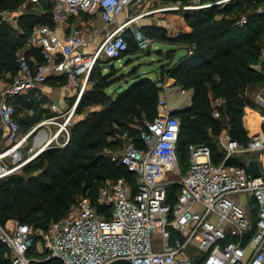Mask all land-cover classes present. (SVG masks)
Segmentation results:
<instances>
[{"label": "built area", "instance_id": "1", "mask_svg": "<svg viewBox=\"0 0 264 264\" xmlns=\"http://www.w3.org/2000/svg\"><path fill=\"white\" fill-rule=\"evenodd\" d=\"M28 1L32 6H40L45 0ZM142 1H51L48 12L53 26L37 24L27 38L28 46L42 50L44 62L32 67L20 55L17 73L7 82H0V179L21 172L63 131L68 134L62 144L66 146L70 139L67 128L93 68L100 59H122L128 49L126 30L148 13L115 24L118 17ZM205 7L208 6L184 5L183 8ZM179 8L175 5L164 10ZM259 11H264V5ZM79 15H97L104 28L115 26L90 50L92 38L100 33L97 26L65 30L71 18ZM132 31L140 49L152 48L154 39L140 30ZM263 65L264 47L252 67L261 71ZM52 75L65 77V89L73 91L74 102L64 110L57 103L51 105L54 116L45 123H57L60 117L64 121L57 123L56 134L32 153L29 137L20 129L17 98L44 85ZM254 100L264 109L263 95H257ZM220 104L218 101L212 104L215 119L221 116ZM158 105L159 113L141 131L144 147L131 142L122 154L111 158L134 174V188L125 178L107 184L96 203L78 202L46 230L15 220L0 225V243L11 253L10 264H32L35 259L28 253L35 248L39 237L48 253L47 259L62 264H264V122L260 123V131L248 136L245 145L227 132L222 133L218 137L224 152L220 162L212 160L208 146L189 145L190 157L181 174L177 156L181 122L172 114L166 99L160 98ZM243 154L248 156L237 161ZM253 159L259 161L258 177H253L248 169ZM176 175L181 178L174 179ZM176 184L180 190L170 201L169 186ZM239 195L246 196V203L235 198Z\"/></svg>", "mask_w": 264, "mask_h": 264}, {"label": "trees", "instance_id": "2", "mask_svg": "<svg viewBox=\"0 0 264 264\" xmlns=\"http://www.w3.org/2000/svg\"><path fill=\"white\" fill-rule=\"evenodd\" d=\"M24 1L26 0H0V9L15 8ZM158 1L180 3L182 6L189 3V0ZM252 1L255 4L258 2ZM261 1L264 5V0ZM239 5L240 3L230 4L221 11L217 6L184 10L183 17L191 31L180 33L175 37L168 36L163 29L154 26L139 28L146 37L185 47L186 53L170 69L168 75L175 79L176 84L194 92L190 106L173 113L181 122L177 156L186 163L190 157L191 144L208 146L214 154L212 155L214 162L221 161V155L217 150L220 146L213 143L209 133L215 138L223 129H227L232 139L243 145L248 142L249 137L242 116L245 105L251 103L245 94L247 89L255 84L264 83V69L257 71L252 67L258 62L261 49L264 47V40L260 38L264 36V11H259L263 5L250 6L246 23L238 26H234L233 20L228 21L225 17L217 19L218 14H228ZM50 7L51 2L42 13L31 12L23 15L19 20L22 32L17 34L7 25L0 23V80H4L6 76L8 78L6 80H10L17 73L20 55H24L32 67L44 62L42 50L28 46L27 38L32 28L40 22L49 19L50 23L40 24L53 26L52 17L48 12ZM129 35L131 37H128ZM125 39L128 49L123 57L129 51V40L140 49L129 29L126 30ZM189 49L192 50L191 53ZM172 51L173 54L176 52V50ZM155 52L162 54L161 49ZM104 61L111 63L113 60L100 59L90 77L95 73L96 67H102ZM49 81L54 87L66 83L64 76L52 75L45 84ZM108 87L109 85L105 83L104 88ZM162 89L158 83L148 77L136 76L125 89L116 94V97L109 95L104 96L100 101L95 100L97 103H107V107L99 112L89 113L77 122L71 128V136L66 146L45 150L21 172L0 179V225H5L6 222L14 219L21 224L46 230L50 223L66 214V208L72 202L73 195L81 190L88 191L92 203H96L97 188L90 182L86 184L84 179L92 178L96 182L102 180L100 171H112L113 176L125 178L134 188V174L123 165L115 164L104 156L103 148L110 145L107 137L112 135V131L109 129L119 125L120 120L127 119L129 114L136 118L138 124L153 121L160 111L158 99ZM87 93L88 91L83 94L78 108L84 103ZM209 93L216 98L226 100L227 103L219 107L220 114L227 120L226 122L213 117V105ZM26 102L24 96L17 98L16 110L20 129L21 123L25 121L20 117L21 110L30 108V106L24 107L27 105ZM254 118L256 116L252 117ZM246 122L250 121L246 120ZM134 139L133 142L137 147H144L141 133ZM114 144L121 146V141H116ZM59 181H65V184L60 185ZM83 183L86 185L83 186ZM171 186L175 189L176 185L169 186L170 201L175 194L171 192ZM53 189L57 190L56 194L51 192ZM179 190L180 185L177 192ZM8 252V248L0 243V264H10ZM38 264L62 263L56 259H49Z\"/></svg>", "mask_w": 264, "mask_h": 264}, {"label": "rangeland", "instance_id": "3", "mask_svg": "<svg viewBox=\"0 0 264 264\" xmlns=\"http://www.w3.org/2000/svg\"><path fill=\"white\" fill-rule=\"evenodd\" d=\"M51 1L52 0H47L44 3H41L40 6H32L30 5L29 1L26 0L15 8L0 9V16L2 19V23L3 25H7V27L11 28V30L17 34L20 32L21 29L19 26V20L23 15L31 12L42 13L46 11L45 9L48 7ZM144 1H146L145 3H148L151 0H144ZM221 1L222 0H189L188 4L194 6L203 5L208 7L217 6L221 11L230 4L235 5V3H240V5L237 6L232 12H229L228 14H224V15L218 14L217 16V19H222L223 17H225L228 21L233 20L234 26L241 25V21H247L246 17H247V13L249 12V9H251L250 6L261 7L263 5V1L261 0H257L258 2H256V4L252 0H230L227 3H221ZM158 2L160 1L157 0V2H151L152 5L148 6L147 8L145 7V5L144 6L140 5L141 8L139 6L140 8L139 12H133L132 10L130 15L132 14L133 16H135L137 14H145V13H148L146 15H149L157 8L164 9L167 7L179 5L172 2H164V3L162 2L161 4L163 5L159 6L158 4L160 3ZM179 6L180 8L178 11H172V12L179 13L178 15L184 19L183 17L184 5L183 6L179 5ZM141 21L142 20H139V25H141ZM40 23H50V22L49 19H47L46 22H40ZM155 31H157V29ZM164 31L168 34L166 29ZM260 38L264 40V36H261ZM257 43L259 45V42ZM129 45H130L129 51L126 55H124L122 59L115 61L113 60L111 63L107 61L102 62L103 63V65H101L102 67L99 66L96 67V71L93 74V76L89 77L85 89V91L86 92L88 91V93L87 95H85L84 103L80 108H78V105L79 103H81V101L78 103L75 109L72 122L69 124L67 128L69 137L71 136V128L77 122H79L81 119H84L89 113L99 112L103 108L107 107V103L105 102L97 103V101H100L104 96L107 97L110 95L111 97H116V94L119 93L121 90L125 89L128 86V84L131 83L134 80V78L138 75H143L145 77H148L155 83H159L161 82V80L163 81L168 80V78H171L168 75L170 69L178 62V60L180 59L178 57H181L183 56V53H186V50L184 49H178L174 54L172 50L164 51L163 49H165V46L158 43H154L152 49L145 52L138 49L134 45V42H132L131 40H129ZM157 49H161L162 54H157V52H155ZM263 69H264V65H263ZM101 74H103L102 77ZM6 79H8L7 76L4 77V80L3 79L0 80V82L1 81L7 82L8 80ZM50 82L51 81H49L45 85H41V87H35L32 89V91L29 92V94L26 93L24 95L25 99H27L26 102L27 105L24 107L30 106V108L27 110H21L22 113L20 117L25 120L21 123V132L25 135H28L29 137L28 147H31V149H33L32 153L38 150V148L49 138V136H52L58 131L59 126L57 125V123L64 121V118L60 117L57 119L56 121L57 123H52V124L45 123L48 119L54 116V114L50 110V107L54 103H58V101H60L59 94L64 96V99L68 98L65 99L66 101L65 107L71 108L73 105L72 98H70L71 93L68 92V90L66 91L65 89L66 83L54 87L53 91L55 93L58 91L60 92L59 94H52L53 93L52 91L51 92L48 91L49 88L52 87V84ZM105 83L109 85L108 88H104ZM245 94L246 96L249 97L251 103L245 105L242 121L244 124V128L248 133V136H250L252 132H254L251 129L252 125L254 129H257L258 126L261 125L260 123L264 122V109L261 108L254 100V98L259 94L264 96V83L255 84L251 86L250 88L247 89ZM93 95H95L94 98H92ZM209 97L213 105H215L217 101L221 103L220 105H222L223 103L225 105L227 103L225 99L216 98L213 96L212 93H209ZM160 98L167 100L169 98V95L165 91L164 92L161 91L158 99V104ZM180 102L187 105L189 103V100L181 96H179L177 100L174 99L169 100L172 109H178L179 107L176 104ZM254 116H256V118L252 119V117ZM218 120L222 122L227 121L222 116H220ZM246 120H249L250 122L247 123ZM143 125H144L143 123L138 124L136 118L129 114L127 119L120 120L119 125L112 126V128L109 129V131H112V135L107 137V142L110 145L103 148L104 156L110 158L111 160L112 157L122 154L125 147H127L129 143L133 142L135 140L134 138L139 137V133H141L144 127ZM226 132L228 133L227 129H223L221 134ZM67 135L68 134L65 131H63L58 136L57 140H55L48 148H46V150H49L50 148L51 149L63 148L62 144L67 140ZM209 135L212 138L213 143L219 147L218 137L220 135L215 138H213L211 133H209ZM116 141H121V146L115 145L114 143ZM217 150L218 153H220L222 159L223 156L220 147L217 148ZM212 155L214 154L212 153ZM39 156H37L36 158H38ZM244 156H248V154L240 155L237 161L240 162L244 158ZM218 159H220V157H218ZM178 160L182 174L184 172V169L186 168L187 163L184 160L181 161L180 158ZM113 163L117 164V162H113ZM99 174L102 180H98L97 182L94 181V179L92 178L84 179L86 184H89L90 182L95 185V188H97L98 191L97 198L105 185L112 184L116 182L118 179H120V177H116V175L113 176L112 171L111 172L100 171ZM173 178L179 180L181 178V175L173 176ZM59 184L63 185L65 184V181H59ZM86 184L83 183V186ZM178 188L179 185L177 184L175 189L174 188L172 189L171 186V192L173 191V193H176ZM51 192L53 194H56L57 190L53 189L51 190ZM235 198H237L241 203H246V196L239 195V196H235ZM82 200H90V201L92 200L88 191L86 192L81 190L77 194H74L73 200L68 205L66 210L68 211L72 206L76 205L78 202ZM15 221L18 222V220ZM157 237L159 236L157 235ZM157 237L155 236L156 240L158 239ZM36 243L37 244L35 248L29 252V256L35 259L34 264H38L40 262L43 263L47 262L49 260L47 259L48 253L40 237L37 239ZM8 253L10 254V258H11L10 251ZM5 256H7V254H5Z\"/></svg>", "mask_w": 264, "mask_h": 264}, {"label": "crops", "instance_id": "4", "mask_svg": "<svg viewBox=\"0 0 264 264\" xmlns=\"http://www.w3.org/2000/svg\"><path fill=\"white\" fill-rule=\"evenodd\" d=\"M145 2L146 1L143 0L141 3H139L137 5H132V6L128 7L127 9H125L121 13V15L118 17L117 22L115 24L124 22L130 16H133L132 14L130 15L132 10H133V12H139V9L141 8L140 5H142V6L145 5V7L147 8L148 6L152 5L151 2H157V0H151L148 3H145ZM158 3H160V4H158L159 6L163 5V4H161L162 3L161 1ZM175 4L181 5L180 3H175ZM187 5H190V4H187ZM139 6H140V8H139ZM192 10H194V9H192ZM172 11H178V10H164L161 8H157L151 14L143 16V17L139 18L136 22L131 24L130 25L131 29H129V30L133 33L132 30H135V29L139 30L140 27L154 26L157 28H161L163 30L166 29L168 32V36H170V37H175L180 33H189L191 31V28L189 26H187L184 19L178 15L179 13L172 12ZM139 20H142L141 25H139ZM115 24L109 26L108 28H104L99 16H97V15H95V16L79 15L77 17L71 18L68 25L65 26V30L69 31L70 29H72L73 27H76V26L77 27L80 26L81 28H84L85 30H87V28L90 25L97 26L100 30V33L92 38V42H91V46H90V50H92L102 40L105 32L107 30H110L112 27H114ZM128 37H131V36L129 35ZM159 42L160 41L155 39V41L153 42V45H154V43L164 45L165 46V49H163L164 51L165 50H176L177 51L178 49H184L185 50V47L182 45H172V44H168L165 42H160V43ZM153 45H152V47H153ZM184 54L185 53H183V56H184ZM181 57H178V58H181ZM161 81L162 82L161 83L159 82L158 85L163 88V90H162L163 92L165 91L166 93H168L169 98L167 99V103L171 109H172V107L169 103L170 99L177 100V98L179 96H181V97H185L187 100H189V103L187 105L183 104L182 102L176 104L179 108L178 109H172V111L173 110L174 111L181 110L183 108L190 106V104L192 102V98H193V93H194L192 89H187V88H184V87L176 84L175 79L172 77L168 78V80H166V81H163V80H161ZM39 87H41V86H39ZM53 89H54V86L50 87L48 91H50V92L52 91L53 92L52 94H59L60 93L58 91L55 93L53 91ZM182 89L185 90L184 93L181 92ZM30 91H28V92H30ZM68 92L71 93L70 98H73L74 97L73 91H68ZM59 97H60V101H58L57 104H59L61 109H63V110L67 109V107H65L66 106L65 99H68V98L64 99V96H62L61 94H59ZM260 127H261V125H259L257 129H254L253 125H252L251 129L254 131L252 133H255V131L258 132V130H260Z\"/></svg>", "mask_w": 264, "mask_h": 264}, {"label": "water", "instance_id": "5", "mask_svg": "<svg viewBox=\"0 0 264 264\" xmlns=\"http://www.w3.org/2000/svg\"><path fill=\"white\" fill-rule=\"evenodd\" d=\"M162 82V81H161ZM160 82V83H161ZM175 111L173 110L172 111V114L174 113ZM248 169L251 173V175L253 177H258L261 173H260V170H259V161L256 160V159H253L249 162V165H248Z\"/></svg>", "mask_w": 264, "mask_h": 264}, {"label": "bare ground", "instance_id": "6", "mask_svg": "<svg viewBox=\"0 0 264 264\" xmlns=\"http://www.w3.org/2000/svg\"><path fill=\"white\" fill-rule=\"evenodd\" d=\"M55 134H56V133H55ZM55 134H54V135H55ZM58 136H59V134H58ZM41 138H42V137H41ZM51 144H52V142H51V140H50V142H49V146H50ZM49 146H48V147H49ZM48 147H47V148H48ZM45 149H46V148H45Z\"/></svg>", "mask_w": 264, "mask_h": 264}]
</instances>
